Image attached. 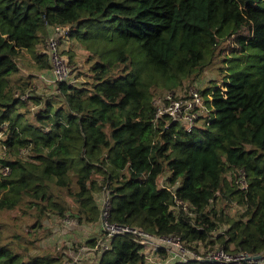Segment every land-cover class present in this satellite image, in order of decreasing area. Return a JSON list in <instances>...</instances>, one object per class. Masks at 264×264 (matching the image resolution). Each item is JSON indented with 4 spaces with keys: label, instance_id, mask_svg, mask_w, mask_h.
Segmentation results:
<instances>
[{
    "label": "trees",
    "instance_id": "trees-1",
    "mask_svg": "<svg viewBox=\"0 0 264 264\" xmlns=\"http://www.w3.org/2000/svg\"><path fill=\"white\" fill-rule=\"evenodd\" d=\"M55 26L69 27L68 36L90 51L94 80L59 82V105L49 100L23 113L42 98L22 99L33 85L22 67L28 56L35 71L51 72L42 47ZM220 56L228 63L226 90L214 80L201 90L213 92L209 116L191 132L155 123L152 100L161 91L154 88L198 86ZM3 124L11 138L8 157L0 156V213L24 203L35 210L34 230L67 213L79 224L98 223L105 192L108 223L179 237L197 253L202 245L264 254V0H0ZM149 247L117 235L96 264H219L166 263L167 250ZM61 263L57 254L27 260L0 244V264Z\"/></svg>",
    "mask_w": 264,
    "mask_h": 264
},
{
    "label": "rangeland",
    "instance_id": "rangeland-1",
    "mask_svg": "<svg viewBox=\"0 0 264 264\" xmlns=\"http://www.w3.org/2000/svg\"><path fill=\"white\" fill-rule=\"evenodd\" d=\"M42 50H47L46 44L42 47ZM58 52L66 60L65 62L70 68L71 76L68 84L87 87L90 82H93L92 62L89 61V58L92 57L90 51H87L84 46L67 36L60 39ZM227 54H229V49L227 50ZM25 60L27 61L26 67H22V74L26 77L32 76L33 85L31 90H29L30 92L22 96L28 94V97H40L42 98V104L36 106L30 100L29 105L26 108H21L20 111L26 113L27 109L31 108L30 112L34 113L44 107L45 102L49 100L55 101V106L59 105L62 98L58 95L57 82H50L48 80V78H51V72L35 71L31 67L30 62H28L31 61L28 56ZM224 60L225 58L220 56L216 61L210 62L203 72H201V76L198 78V80L201 79L199 82H202L198 85L200 92L211 86L210 80H214L218 84L217 87L224 88L225 74L221 73V68L223 67L227 71L228 67V63L224 62ZM31 63L34 65V62ZM156 91L164 92L166 90L155 87L153 92ZM16 96H20V92H17ZM202 97L204 98L205 95L202 94ZM209 112L210 108L206 105L202 117L209 116ZM27 118L33 120V116H27ZM1 126L6 127L5 124ZM3 153L0 151V156L4 155ZM5 156L8 157L6 154ZM162 179L164 180V178ZM61 200L67 202L70 208L76 206L75 200L66 192H63ZM98 202L101 205V210L102 208L105 209L104 217L107 216L109 199L105 192L98 198ZM23 204L19 208L0 213V244L10 246L17 253L24 255L27 260L30 256L53 253L61 256L63 261L61 264H96L101 254L96 249V245L100 240L106 239V232L103 230L105 221L103 222L100 218V221L96 224H79L77 219L71 216V213H67L61 218L56 216L46 219L42 228L34 230L32 225L35 222V218L31 213L35 210L28 209ZM106 219L107 217H105ZM91 238H96L97 242L93 247H89L86 244V241ZM206 250L200 245L198 249L199 253L195 250L189 251L191 253L202 254Z\"/></svg>",
    "mask_w": 264,
    "mask_h": 264
},
{
    "label": "built area",
    "instance_id": "built-area-1",
    "mask_svg": "<svg viewBox=\"0 0 264 264\" xmlns=\"http://www.w3.org/2000/svg\"><path fill=\"white\" fill-rule=\"evenodd\" d=\"M69 31L70 28L67 26H55L52 28L50 36L46 42L47 50L45 52L48 54V58L52 67L51 78H48L50 82H69L68 80L71 76L70 68L66 64V60L58 52L60 39L67 37ZM221 88L224 91L226 90L225 85L224 88ZM212 95L213 92H209L206 94V97L203 98L196 84H191L185 90L161 92L160 94L154 96L152 100L153 107L155 108L154 121L156 123L159 120L164 119L166 121L167 127L169 126L168 124H179L187 132H191L196 126H198L200 121L203 122L202 115L206 106V100L208 99L209 101H212ZM26 98H28V94L26 96H22V99ZM209 119L210 117H208V124ZM9 138H11V133L7 128V125L6 127L1 126L0 151L4 152L3 154H5L8 149L6 145L7 143L5 144L4 142L8 141ZM28 152L29 150L27 148L21 149L20 156L24 157L28 154ZM1 172L4 175H8L10 174L11 169L9 166H4ZM240 183L242 184L243 188L246 187L244 171H242L240 174ZM178 203L182 204L181 201H178ZM183 208L188 211V206L183 205ZM103 230L106 232V239L100 240L96 245V249L99 250L100 253L109 248V240L114 236L130 234L136 237L141 245H145L146 247L151 246L155 250L159 248L167 250L170 257L166 263L174 262L176 260L187 261L189 259L201 261L210 260L219 264L264 263V254H262V259L256 260L254 256H251L248 253H228L222 248L209 250L202 254L191 253L179 237L154 236L137 227L108 223L107 219L103 225Z\"/></svg>",
    "mask_w": 264,
    "mask_h": 264
},
{
    "label": "water",
    "instance_id": "water-1",
    "mask_svg": "<svg viewBox=\"0 0 264 264\" xmlns=\"http://www.w3.org/2000/svg\"><path fill=\"white\" fill-rule=\"evenodd\" d=\"M104 211H105V209L102 208V210H101V219H102L103 222L105 221ZM254 258H255L256 260H260V259H262V255H256V256H254ZM205 262L215 263V262L210 261V260H206Z\"/></svg>",
    "mask_w": 264,
    "mask_h": 264
}]
</instances>
